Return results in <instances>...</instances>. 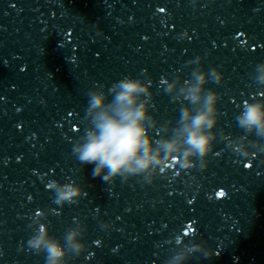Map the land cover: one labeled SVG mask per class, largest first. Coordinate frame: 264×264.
Here are the masks:
<instances>
[{
  "label": "clouds",
  "instance_id": "clouds-1",
  "mask_svg": "<svg viewBox=\"0 0 264 264\" xmlns=\"http://www.w3.org/2000/svg\"><path fill=\"white\" fill-rule=\"evenodd\" d=\"M203 60L202 56L195 58L198 66L191 71L190 79L168 80L165 90L171 99L180 103L188 101L181 107L175 124L171 121L161 124L152 115L154 94L147 79L125 76L107 92L103 87L90 89L85 109L88 126L74 143L72 154L80 163L93 165V177L109 182L117 177L123 181L138 177L151 184L163 172V166L173 162L184 170L207 169L218 140L221 94L206 85L223 83L224 75L218 67L205 70ZM256 70L259 73L256 83L264 85V62L257 64ZM236 120L246 137L258 138L253 143L264 140V100L245 102ZM153 130L159 138L152 135ZM234 152L244 158L251 155L246 149ZM55 185L56 205L78 204L87 195L76 182L56 181ZM86 231L69 226L62 237H56L50 225L42 222L33 225L27 245L34 253L44 254L45 264H70L88 248L84 239ZM196 247L208 257L213 254L204 245Z\"/></svg>",
  "mask_w": 264,
  "mask_h": 264
},
{
  "label": "snow or ice",
  "instance_id": "snow-or-ice-1",
  "mask_svg": "<svg viewBox=\"0 0 264 264\" xmlns=\"http://www.w3.org/2000/svg\"><path fill=\"white\" fill-rule=\"evenodd\" d=\"M220 195L223 196V193L221 192Z\"/></svg>",
  "mask_w": 264,
  "mask_h": 264
}]
</instances>
